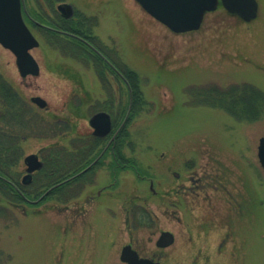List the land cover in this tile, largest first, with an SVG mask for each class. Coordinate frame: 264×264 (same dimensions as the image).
I'll return each instance as SVG.
<instances>
[{
	"label": "rangeland",
	"instance_id": "rangeland-1",
	"mask_svg": "<svg viewBox=\"0 0 264 264\" xmlns=\"http://www.w3.org/2000/svg\"><path fill=\"white\" fill-rule=\"evenodd\" d=\"M65 1L91 18L93 35L107 52L123 58L139 86V104L133 108L127 88L104 90L92 66L49 44L32 22L35 14L45 16L43 0L23 3L40 42L32 51L40 75L23 79L15 56L1 45L0 74L41 118L55 117L62 125L79 120L81 133L90 131L94 102L128 105V157L140 177L154 181L153 189L130 170L112 198L81 204L86 216L80 221L72 190L62 195L66 203L20 207L0 192L7 210H0V264H124L122 249L131 243L161 264H264V170L258 159L264 119L237 120L213 107L210 94L200 95L238 85L264 93V0H256L258 17L250 23L219 7L198 31L185 34L173 33L135 0ZM34 97L44 99L47 109L33 104ZM72 140V133L31 138L23 144L24 156L55 144L72 149ZM186 167L196 184L185 182L192 195L175 198L171 191L187 180L176 181L173 172L185 174ZM136 207L153 221L149 227L139 226L136 215L127 222L126 211ZM163 232L175 241L158 248Z\"/></svg>",
	"mask_w": 264,
	"mask_h": 264
},
{
	"label": "flooded vegetation",
	"instance_id": "flooded-vegetation-1",
	"mask_svg": "<svg viewBox=\"0 0 264 264\" xmlns=\"http://www.w3.org/2000/svg\"><path fill=\"white\" fill-rule=\"evenodd\" d=\"M43 5L40 4L39 6H41L45 13L43 17L44 21L39 22L36 18H33L32 22L36 26L43 28L47 32L60 34L64 40L72 44L71 48L79 50L81 54L77 53V55L80 56L78 59L81 61V64L88 63L92 66V70L96 72L95 74H97L99 80L103 83L104 90L122 92L123 88H127L131 93L133 92L129 82L130 72L128 71L127 64H125L121 56L117 55L118 58L116 57L115 59L113 55L107 52L105 47L101 46L102 43L99 42L100 38L93 35V24L90 17L81 15L80 12L76 11L74 6L65 0H43ZM62 5H67L71 8L64 6L61 10L59 7ZM73 28L78 29L83 36L69 31ZM82 53L86 57H83ZM85 103L80 101L78 106H83ZM97 105L99 106L97 107ZM100 106L104 109H101ZM127 106H124L122 101L120 104H117L116 101L113 102L111 100L106 103V106L100 105L99 101L94 102L90 108L98 110L93 113L90 112L91 116L88 120L90 131L88 133H81L79 120L73 121V148L67 150L63 145H60L62 148L59 147L57 150L59 152V164L52 169L46 168L45 148L40 150L36 155L43 165L40 169L34 171L29 179L26 178L28 167L25 164L26 156H24L23 152V159L19 167L22 164L24 170H19V184L26 188L45 187L50 182L57 180L58 182L50 188L68 186L73 192L72 199L75 205H77L75 215L78 221H80L81 217L86 216V213L83 212L85 208L81 205L83 202L85 204H93L100 203L105 198H112V190L120 188L123 180L129 176L130 170L137 174L136 176L140 179L139 181H149L151 189H153L152 184L154 181L145 176L140 177L137 167L133 165L135 162L131 161L132 164H130L128 157L129 111ZM98 113H106L110 116V131L106 134L103 133L102 129L96 130L90 124V119ZM66 136L64 133H61L59 137L64 139ZM190 168H185V174L173 172L176 181L181 182L183 179L187 181H182L183 186L178 185L176 189L171 191L170 195H173L175 198L192 195L193 187L185 186V182L196 184ZM11 184L18 189L17 184ZM154 194L158 193L155 192ZM138 211L139 208L137 207L132 212L131 210H127V222H129L131 215L132 217L135 215L139 216ZM160 237L161 235L156 241L158 248H160L158 246ZM129 245L142 257L140 252L134 248L133 243Z\"/></svg>",
	"mask_w": 264,
	"mask_h": 264
},
{
	"label": "trees",
	"instance_id": "trees-1",
	"mask_svg": "<svg viewBox=\"0 0 264 264\" xmlns=\"http://www.w3.org/2000/svg\"><path fill=\"white\" fill-rule=\"evenodd\" d=\"M35 17L38 21H44L40 15L35 14ZM36 28L47 39L50 45L56 47L57 51L61 50L67 56L71 54L74 59L75 57L77 59L80 58L77 53L81 54V52L71 48L72 44L64 40L60 34L56 32H47L38 26H36ZM69 31L83 36L78 29L73 28ZM74 42L77 43L76 41ZM82 56L86 57L84 53H82ZM88 59H90V57H88ZM134 77L135 76H132V74L129 75V82L133 90V108L136 107L141 100V92ZM208 94L211 95V100L208 101H212L213 107L223 108L237 120L254 122L264 119V93L255 86L238 85L228 91H220L218 88L203 89L200 91L201 97L207 98ZM205 100L207 101V99ZM0 102V192L9 204L20 207L22 204H29L25 200V197L29 200H38L53 184L58 182L56 180L50 182V184L45 187H33L34 191H29L30 188L22 187L19 184V164L23 159V144L31 138L54 139L59 137L61 133L66 135L70 133L73 134V123L71 124L67 120L66 123L62 125L55 117L52 118V121L44 120V117L41 118L32 105L30 106L28 101H26L1 74ZM97 110L98 109H90L89 113H93ZM133 114L131 116H133ZM58 149L59 147L56 144L45 148L46 168L52 169L58 166ZM66 154L68 155L67 152ZM130 164H132L131 161ZM11 183L17 184L18 189ZM70 191L71 188L68 186L58 187L40 201L39 204L48 201L66 203L67 200L63 199L62 195L68 194ZM5 208L6 207L0 205L1 211H5ZM138 213L139 216H136V221L140 224L139 226H142V224L150 226L152 224L153 221H151V218L147 214L140 210Z\"/></svg>",
	"mask_w": 264,
	"mask_h": 264
},
{
	"label": "water",
	"instance_id": "water-1",
	"mask_svg": "<svg viewBox=\"0 0 264 264\" xmlns=\"http://www.w3.org/2000/svg\"><path fill=\"white\" fill-rule=\"evenodd\" d=\"M154 19L165 25L175 34H185L198 31L208 13L215 12L220 5L231 15L240 17L250 23L257 19L259 5L256 0H135ZM24 0H0V45L9 50L16 57V64L22 78L40 75V65L32 55V50L40 43L29 29L23 18ZM64 6L59 8L62 10ZM71 8L70 6H67ZM31 101L39 108H47V102L41 97H34ZM90 124L103 133L110 131V116L98 113L90 119ZM258 159L264 170V137L258 146ZM27 177L42 167L35 154L25 158ZM58 186L52 187L40 200ZM37 204L38 201L32 202ZM174 243V236L170 232H163L158 246L166 248ZM121 261L127 264H161L151 259L140 258L131 246H126L121 253Z\"/></svg>",
	"mask_w": 264,
	"mask_h": 264
}]
</instances>
